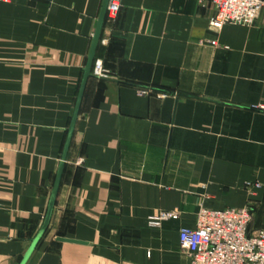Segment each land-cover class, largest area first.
<instances>
[{
  "label": "crops",
  "instance_id": "crops-1",
  "mask_svg": "<svg viewBox=\"0 0 264 264\" xmlns=\"http://www.w3.org/2000/svg\"><path fill=\"white\" fill-rule=\"evenodd\" d=\"M104 1L0 2V264L44 226ZM122 4L26 264H190L179 232L201 205L264 230V20L215 33L197 0Z\"/></svg>",
  "mask_w": 264,
  "mask_h": 264
},
{
  "label": "built area",
  "instance_id": "built-area-1",
  "mask_svg": "<svg viewBox=\"0 0 264 264\" xmlns=\"http://www.w3.org/2000/svg\"><path fill=\"white\" fill-rule=\"evenodd\" d=\"M14 0H0L12 3ZM201 8L212 11L210 30L219 33L225 26L252 27L264 20V0H197ZM123 9L122 0H109L106 20L115 22ZM216 46L217 42L212 41ZM92 74L107 78L108 72L101 62H95ZM146 95L147 90H140ZM250 189L260 184H250ZM179 211L161 212L153 216L151 225L178 220ZM254 213L249 207L212 210L199 206L195 226L179 232V251L190 264H264V230L250 234Z\"/></svg>",
  "mask_w": 264,
  "mask_h": 264
},
{
  "label": "water",
  "instance_id": "water-1",
  "mask_svg": "<svg viewBox=\"0 0 264 264\" xmlns=\"http://www.w3.org/2000/svg\"><path fill=\"white\" fill-rule=\"evenodd\" d=\"M108 4H109V0H105L104 1V5H103V9H102V12H101V15H100V18H99L97 31H96V34L94 36V41H93V45H92V48H91L88 64H87V67L85 69V75H84V79H83V82H82V85H81V89H80V93H79V97H78V101H77V106H76V109H75V112H74L73 122H72V126L70 128L69 138H68L67 145H66V148H65V153H64V156H63V162L61 164V167H60L57 179H56V183H55V187H54V190H53V195H52L49 211H48L44 226L40 230V232L37 235V237L35 238V240H33L32 246L29 249V251L27 252V254L25 255V257L23 258L21 264H26L27 263L28 259L30 258V256L34 252V250L36 249L37 245L39 244L40 240L44 236V234H45V232H46V230H47V228L49 226V223H50V220H51V215H52L53 208H54L55 201H56V197H57V193H58L59 186H60V183H61V178H62L63 171H64V165H65V161H66V157H67V152H68L69 145H70V142H71V138H72V135H73V131H74V128H75V124H76V121H77L78 116H79V112H80L83 96H84V93H85V89H86V86H87V82H88L89 78L92 76L91 73H92V68H93V65H94L95 54H96V51H97V47L99 45V41H100V38H101V33H102V30H103L104 24L106 22Z\"/></svg>",
  "mask_w": 264,
  "mask_h": 264
}]
</instances>
